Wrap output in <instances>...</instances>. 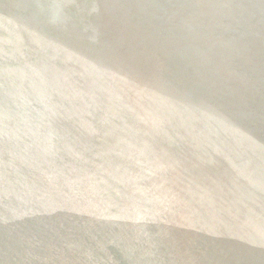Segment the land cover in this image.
<instances>
[{"label":"bare ground","instance_id":"1","mask_svg":"<svg viewBox=\"0 0 264 264\" xmlns=\"http://www.w3.org/2000/svg\"><path fill=\"white\" fill-rule=\"evenodd\" d=\"M0 264H264V0H0Z\"/></svg>","mask_w":264,"mask_h":264},{"label":"water","instance_id":"2","mask_svg":"<svg viewBox=\"0 0 264 264\" xmlns=\"http://www.w3.org/2000/svg\"><path fill=\"white\" fill-rule=\"evenodd\" d=\"M44 218V217H43ZM55 218L54 217H51V218H49V219H43L42 220V222H40V223H37V224H33L32 225V227L34 228V229H46V230H51L52 228H54V226H57L59 229L61 228V227H59L58 226V224H55L54 226H53V224H52V221L54 220ZM45 221H47V222H51V227L49 228V224H45Z\"/></svg>","mask_w":264,"mask_h":264}]
</instances>
